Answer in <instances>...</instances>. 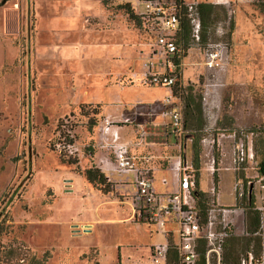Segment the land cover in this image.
<instances>
[{"label":"rangeland","instance_id":"374dc122","mask_svg":"<svg viewBox=\"0 0 264 264\" xmlns=\"http://www.w3.org/2000/svg\"><path fill=\"white\" fill-rule=\"evenodd\" d=\"M228 1L227 6L203 2L216 14L204 26L200 20L198 42L191 29L187 43L181 39L187 50L176 61L172 91L182 113L186 94L201 104L203 128L184 127L183 139L193 164L191 144L198 140L199 190L205 193L209 184L201 145L206 137L215 140L213 178L218 182L219 168L234 173L233 190L225 182L218 193L226 201L235 196L234 206H228L236 209L231 238L249 241L240 264H259L264 244L261 256H253L258 247L252 239L264 238V16L262 0ZM123 5V0H0V264H150L149 247L163 241L156 227L132 220L129 175L114 174L110 184L104 179L107 188L84 176L87 169L99 171V157H111L99 146L97 127L106 116L97 103L117 117L136 100H160L169 91L129 82L151 55L135 68L119 70V57L109 56L137 34V17ZM215 42L226 44L229 64L223 74L211 76L203 71L201 50ZM160 103L143 106L142 116L130 115L133 135L138 125L147 134L159 128L156 144L129 145L136 155L149 154L153 168L164 169L179 151L177 140L164 138ZM121 181L127 185L116 184ZM255 211L261 232L252 235L247 219ZM227 243L221 264L232 248Z\"/></svg>","mask_w":264,"mask_h":264},{"label":"built area","instance_id":"2783aa9c","mask_svg":"<svg viewBox=\"0 0 264 264\" xmlns=\"http://www.w3.org/2000/svg\"><path fill=\"white\" fill-rule=\"evenodd\" d=\"M133 1L138 8L136 15L141 29L154 38L156 50L151 52L148 61H144L141 72L129 75V82L146 86H158L169 89V95L160 103L159 116L163 120L164 138L178 141L179 154L170 163L169 170L173 190L168 194L157 193L152 183L149 155L134 154L128 142L120 136L123 127L132 126L130 116L119 115L104 117L97 127L98 142L101 149L110 153V158L100 160L101 171L130 174L133 177L134 193L132 198V219L147 223L165 232L167 223L178 226L176 240H166L151 246L150 264H199L200 247H204V264H221L222 250L226 239L236 235V228L231 218L236 211L232 207L219 204L218 182L213 178L215 160L211 152L215 140L204 137L201 145L207 159L205 171L209 175L208 189L205 192L206 209L202 212L196 204L198 187L197 170L186 157L187 148L183 145L186 130L183 125L180 97H176L173 88L177 84L176 61L182 57L183 48L180 40L181 22L185 19L191 29V37L199 41L200 18L196 0H123ZM264 2V0H262ZM214 4L229 5L228 0H213ZM203 66L215 76L224 73L229 64L226 44L207 43L201 50ZM138 76V79H136ZM207 90V89H206ZM134 146H143L147 131L142 126L134 130ZM189 142L191 140L188 139ZM219 139L216 142L219 144ZM221 155L223 153L221 152ZM251 155V154H250ZM104 175V174H103ZM105 181L113 183L110 175ZM166 178L160 179L162 186H167ZM202 192V191H200ZM247 225V224H246ZM167 234V233H166ZM242 234H247L245 230ZM252 258H250L251 261ZM169 261H172L169 263ZM259 264H264L260 262Z\"/></svg>","mask_w":264,"mask_h":264},{"label":"crops","instance_id":"0c3cea01","mask_svg":"<svg viewBox=\"0 0 264 264\" xmlns=\"http://www.w3.org/2000/svg\"><path fill=\"white\" fill-rule=\"evenodd\" d=\"M184 1H186V0H184ZM205 1H208V2L212 3L213 0H198L196 2L197 3H203ZM125 3H127V4H129L131 6V9L133 10L134 15L137 17L136 12H137L138 8L136 7L135 2H133V1H130V2L129 1H125ZM135 10H136V12H135ZM136 20H138V26H137V29H136L137 30V34H133V36L135 35L134 39L131 38L132 35H130L131 39L130 40H126V44L125 45H123V46H115V50L118 51L117 53H115V52L109 53V56L114 57L113 55H115V56L119 57L120 61H116V63L118 64V67H117L118 70L120 68L124 67L125 65H128L127 68L128 67L129 68L137 67V65H140L139 63L141 61H143L144 58H147V56L149 57L151 55V52L156 50V47L154 45V38L141 29L138 17L136 18ZM114 61L115 60H112L111 64H114L115 63ZM202 61H203V58H202ZM202 64H203V62H202ZM203 71H205V73L208 72V71L205 70L204 66H203ZM221 74H223V73H221ZM221 74H217L215 76H218V75H221ZM169 93L170 92L168 91V95H169ZM162 99L163 98H161L160 100H154L152 102H143L142 100L138 99V100L135 101L134 104H129L128 110H123L120 114H122V115L125 114V116H126L125 112H127V113H129V114H127L129 116L130 115L142 116L143 113H144V112H142L143 111L142 110L143 106H145V105L151 106L152 104H155L156 102H159ZM97 104L101 105L100 109H101L102 116L113 115L116 112L115 110L110 111V110L105 109L103 103H97ZM150 113H151V115H153L152 114V110L150 111ZM154 124H158L157 120H154V121L151 122V125H154ZM156 126L157 125H154V127L157 129ZM129 128H131V127L127 126V127L121 128V130H120V136H121L122 141H124V142H128L129 141L128 143H130V141H132L133 137H134L133 134H131V132H129ZM158 129H157V131H152V129L149 130V132L147 134L148 137L145 140V147L146 148H147V146L148 147L149 146L152 147L153 145L156 144L155 141H154L155 138H158L157 136H159V137L161 136V132ZM219 144H220V142H219ZM221 152L223 153V156L225 157L226 153L223 150V148H222ZM105 158H109V157L106 156V155H103V156L98 158L97 162H95L96 165H97V168H99L100 171H101L100 160L105 159ZM170 163L171 162H168V165L164 169L163 168L162 169L161 168H154V170L152 172V183H153V187H154V189H155V191L157 193L168 194V193L172 192V190H173V185L172 184L168 183L167 186H162L160 184V179L161 178H166V177H164L165 176L164 174L168 173L167 175H171V172L169 170ZM103 174L104 175H110L111 179H113L112 175L118 174V173L104 172ZM158 174H162L163 176L158 177ZM127 175H129L132 178V182H131V184H132L133 183L132 175H130V174H127ZM234 179H235L234 173L229 171L228 168L224 167V168H219L218 169V185L220 187L223 185V183L226 182V185L227 186H231L232 190H233ZM116 184L122 186V185H127V182L121 181L119 183L116 182ZM133 193H134V187H133ZM133 193H132V195H133ZM130 198H131V196H130ZM219 204L222 205V206H226V207L234 206V204H235V196H234L233 200L226 201V197L221 192L220 196H219ZM129 207L131 209V218H132V213H133L132 201L129 202ZM235 211H236V209H235ZM136 223L137 224H143V223H140V222H136ZM155 231H156L157 234H159L163 238L162 242H165L168 239L169 240H173V239L176 240L177 239L176 231H174V224L171 223V222L167 223L166 228H165V232H161V231H159L157 229ZM162 242H158V243H162ZM151 246L149 247L150 254H151Z\"/></svg>","mask_w":264,"mask_h":264},{"label":"trees","instance_id":"16d2710c","mask_svg":"<svg viewBox=\"0 0 264 264\" xmlns=\"http://www.w3.org/2000/svg\"><path fill=\"white\" fill-rule=\"evenodd\" d=\"M123 7H126L127 9H131L130 5L125 3ZM260 12L264 16V2H261V4L258 6ZM197 11L198 15L200 16L201 20V25L204 26L207 21H209L212 17L213 14H216L213 10V6L210 3H199L197 5ZM130 15L132 16V11H130ZM133 17V16H132ZM135 17V16H134ZM136 19V18H135ZM138 22V20H137ZM140 24V22H139ZM233 26L230 24V31L232 30ZM189 32H190V26L188 22L183 19L181 22V33H180V40L182 39L183 42L187 43V39L189 37ZM202 39V42H204V36L200 37ZM182 42V41H181ZM186 50L187 48H183V54L182 57L186 55ZM174 93V92H173ZM182 104H183V125L185 128H195L196 130L200 131L203 126L204 122L202 119V112H201V104L199 101L196 102V100L193 98L191 94H186V96L182 99ZM98 113V112H97ZM198 140H192V156L194 159V166L195 169L197 170V156H198V146H197ZM71 163V162H70ZM260 173L264 176V164H261L260 168ZM85 179L87 180L88 183L93 184V185H98V186H105V188L108 187V184L104 183V175L100 170L96 169H87L84 172ZM197 176V175H196ZM196 204L197 207L204 212L206 209V200H205V193L196 191ZM251 200V199H250ZM249 200V201H250ZM247 224H248V231L250 234H260V228H261V215L259 212H252L248 215L247 219ZM232 236H229L226 241H228V245L232 247L231 249L226 251V264H240V255H242V251L247 250V247L249 245V241L245 239H236V238H231ZM253 242L257 244L258 251L253 254V256L260 257L261 256V251H262V245L264 244V238L260 237H254L252 239ZM237 249V250H236ZM240 249V250H238ZM200 253V260L199 264H204V247L199 250ZM248 257L245 255L244 260L247 261ZM172 261H169L171 263ZM36 264H43V262H35Z\"/></svg>","mask_w":264,"mask_h":264},{"label":"flooded vegetation","instance_id":"af4514ba","mask_svg":"<svg viewBox=\"0 0 264 264\" xmlns=\"http://www.w3.org/2000/svg\"><path fill=\"white\" fill-rule=\"evenodd\" d=\"M264 164V162H263ZM248 193V200H250V195H251V187H249V191L247 192Z\"/></svg>","mask_w":264,"mask_h":264}]
</instances>
